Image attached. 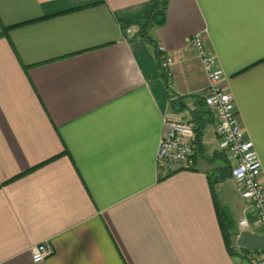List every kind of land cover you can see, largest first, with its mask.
Returning <instances> with one entry per match:
<instances>
[{
  "label": "crops",
  "instance_id": "1",
  "mask_svg": "<svg viewBox=\"0 0 264 264\" xmlns=\"http://www.w3.org/2000/svg\"><path fill=\"white\" fill-rule=\"evenodd\" d=\"M151 1L0 0V264H252L224 233L237 182L211 185L224 159L191 38L206 31L264 182V0H171L150 39L126 34ZM195 113L204 151L165 172L167 119Z\"/></svg>",
  "mask_w": 264,
  "mask_h": 264
},
{
  "label": "built area",
  "instance_id": "2",
  "mask_svg": "<svg viewBox=\"0 0 264 264\" xmlns=\"http://www.w3.org/2000/svg\"><path fill=\"white\" fill-rule=\"evenodd\" d=\"M132 28L127 34H132ZM135 33V32H134ZM191 44L196 49L208 78L206 104L216 117V130L220 150L231 164V176L238 184L240 194L246 201V212L238 221L239 233L243 230L264 236V182L263 163L254 141L243 129L237 114L233 93L223 85L224 70L209 46L206 31L193 34ZM160 51L165 48L160 46ZM172 59L164 53L161 68L165 76L173 75ZM195 124L190 119L168 118L167 128L158 144V160L165 165V172H175L193 166L196 154ZM53 248L48 241L32 246L34 262L44 261ZM252 264H264V250L250 252Z\"/></svg>",
  "mask_w": 264,
  "mask_h": 264
},
{
  "label": "trees",
  "instance_id": "3",
  "mask_svg": "<svg viewBox=\"0 0 264 264\" xmlns=\"http://www.w3.org/2000/svg\"><path fill=\"white\" fill-rule=\"evenodd\" d=\"M171 0H152L150 2L149 9L144 12L143 14L139 15L135 19H125L122 20V28L127 34V29L131 27L132 25L137 26V31L134 33L135 37H144L147 39H150L149 37V30L154 24H164L166 20V12L169 5V2ZM176 102L173 104L176 106ZM210 113L209 110H206L205 113ZM195 124V145L196 150L199 152L204 151V131L206 127V123L208 122L209 118L207 120H203L200 116L196 117V113L191 119ZM220 155L223 156L224 159V166L219 167L215 170H213L212 177H211V185L213 190L215 191V184L219 181L225 179L228 176H231V165L230 161L226 157V155L221 152ZM231 225L232 223L229 222L226 218L223 219V227H224V233L227 239V242L230 246H232V237L233 232H231Z\"/></svg>",
  "mask_w": 264,
  "mask_h": 264
},
{
  "label": "water",
  "instance_id": "4",
  "mask_svg": "<svg viewBox=\"0 0 264 264\" xmlns=\"http://www.w3.org/2000/svg\"><path fill=\"white\" fill-rule=\"evenodd\" d=\"M232 239L233 244L246 254H249L253 248L264 250V236L257 232L243 230L234 234Z\"/></svg>",
  "mask_w": 264,
  "mask_h": 264
}]
</instances>
